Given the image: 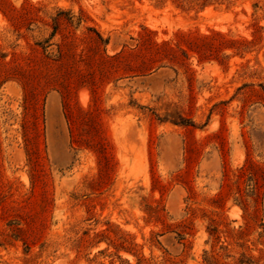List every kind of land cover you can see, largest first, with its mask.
I'll return each mask as SVG.
<instances>
[{
	"label": "rangeland",
	"instance_id": "1",
	"mask_svg": "<svg viewBox=\"0 0 264 264\" xmlns=\"http://www.w3.org/2000/svg\"><path fill=\"white\" fill-rule=\"evenodd\" d=\"M0 264H264V0H0Z\"/></svg>",
	"mask_w": 264,
	"mask_h": 264
}]
</instances>
